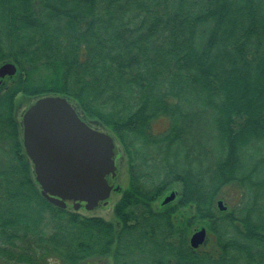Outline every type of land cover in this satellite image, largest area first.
Listing matches in <instances>:
<instances>
[{"label":"trees","instance_id":"1","mask_svg":"<svg viewBox=\"0 0 264 264\" xmlns=\"http://www.w3.org/2000/svg\"><path fill=\"white\" fill-rule=\"evenodd\" d=\"M8 61L18 70L0 89V264H89L92 253L264 264V0H0ZM50 94L123 146L119 231L41 194L16 105ZM176 189V205L155 207ZM191 217L212 245L191 248Z\"/></svg>","mask_w":264,"mask_h":264},{"label":"water","instance_id":"2","mask_svg":"<svg viewBox=\"0 0 264 264\" xmlns=\"http://www.w3.org/2000/svg\"><path fill=\"white\" fill-rule=\"evenodd\" d=\"M18 67L8 61L0 65V84L6 76L17 73ZM23 143L33 163L41 194L53 204L65 208L73 201L78 209L107 203L115 178V140L107 131L84 120L65 96L50 94L38 97L23 113ZM177 192L167 195L163 204L175 199ZM223 210L226 205L219 200ZM207 229L195 231L190 239L194 248L202 245Z\"/></svg>","mask_w":264,"mask_h":264},{"label":"rangeland","instance_id":"3","mask_svg":"<svg viewBox=\"0 0 264 264\" xmlns=\"http://www.w3.org/2000/svg\"><path fill=\"white\" fill-rule=\"evenodd\" d=\"M4 79H2V83L0 84V89L3 85ZM38 98V97H37ZM35 98H25V97H18L17 99V105H16V117L18 119V121H22V116H23V112L37 99ZM88 122V121H87ZM90 124H92L93 126L95 125L94 121H90ZM97 127V126H96ZM99 128V127H98ZM102 130L104 129L103 127ZM108 132V131H107ZM111 134V133H110ZM115 153H116V164L117 167L119 169V172L115 178V185L114 186H119L118 190H114L111 194V196L109 198H107V203H101L95 207H91V208H85V204H83V206L77 210L74 209L72 203H68V208L70 210L73 211H77L85 216H92V217H102L110 222H113L116 226V228L118 229V231L121 228V224L120 221L118 220V218L116 217V214L114 212V207L115 204L118 202V200L121 198L123 190L128 186L129 184V167H128V158L127 155L124 151L123 146L121 145V143H119L115 138ZM177 190V189H176ZM175 191V190H173ZM172 191L167 192L164 197L162 199H160L159 201H157L154 205L156 208L162 209L163 207V200L164 198L169 195ZM177 193L179 192V190L176 191ZM179 199V194H176V197L174 200L171 201L172 205H176ZM223 201V200H222ZM223 205H226L225 201H223ZM176 214L179 217H184L186 215L189 216V214H194L193 210L190 211L188 208H184L181 207L177 210ZM194 220L193 217H191ZM195 225L191 228L190 230V236H189V245L190 244V239L191 236L193 235V233H195V231L201 229L202 227H205L207 229V237L205 242L201 245V247L206 248L209 245H212L215 242V236L208 231V227H206L202 222L198 223L197 221H194Z\"/></svg>","mask_w":264,"mask_h":264},{"label":"flooded vegetation","instance_id":"4","mask_svg":"<svg viewBox=\"0 0 264 264\" xmlns=\"http://www.w3.org/2000/svg\"><path fill=\"white\" fill-rule=\"evenodd\" d=\"M72 203L73 205V201H67V208H68V203ZM83 206V204L80 206V208ZM118 242H115V245L113 247L116 248ZM201 246H199L198 248H200ZM198 248H194V249H198ZM42 257V256H40ZM119 258L121 260V255L117 256L115 253H107V254H101V253H95V254H91L90 256H88L87 258H85V260H80V261H87L89 264H118V262L120 260H117L116 258ZM48 263L49 264H65L64 262H62L61 257L59 255H50L48 254ZM77 263L75 259H72V264ZM87 264V263H86Z\"/></svg>","mask_w":264,"mask_h":264}]
</instances>
